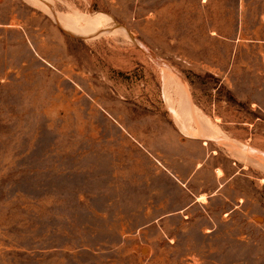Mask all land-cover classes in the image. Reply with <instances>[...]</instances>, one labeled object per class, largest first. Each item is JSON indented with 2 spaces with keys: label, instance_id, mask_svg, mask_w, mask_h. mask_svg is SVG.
<instances>
[{
  "label": "rangeland",
  "instance_id": "rangeland-1",
  "mask_svg": "<svg viewBox=\"0 0 264 264\" xmlns=\"http://www.w3.org/2000/svg\"><path fill=\"white\" fill-rule=\"evenodd\" d=\"M0 264H264V0H0Z\"/></svg>",
  "mask_w": 264,
  "mask_h": 264
},
{
  "label": "bare ground",
  "instance_id": "bare-ground-1",
  "mask_svg": "<svg viewBox=\"0 0 264 264\" xmlns=\"http://www.w3.org/2000/svg\"><path fill=\"white\" fill-rule=\"evenodd\" d=\"M202 198H204V196H201V198H200V199H202Z\"/></svg>",
  "mask_w": 264,
  "mask_h": 264
}]
</instances>
